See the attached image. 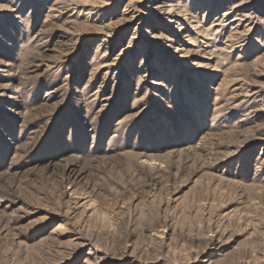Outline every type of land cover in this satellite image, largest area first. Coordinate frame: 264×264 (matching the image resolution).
Wrapping results in <instances>:
<instances>
[{
    "label": "rangeland",
    "instance_id": "obj_1",
    "mask_svg": "<svg viewBox=\"0 0 264 264\" xmlns=\"http://www.w3.org/2000/svg\"><path fill=\"white\" fill-rule=\"evenodd\" d=\"M0 264H264V0H0Z\"/></svg>",
    "mask_w": 264,
    "mask_h": 264
}]
</instances>
